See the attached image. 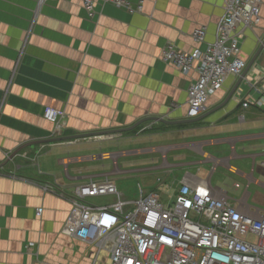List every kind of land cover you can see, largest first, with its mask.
I'll use <instances>...</instances> for the list:
<instances>
[{
    "label": "crops",
    "instance_id": "obj_1",
    "mask_svg": "<svg viewBox=\"0 0 264 264\" xmlns=\"http://www.w3.org/2000/svg\"><path fill=\"white\" fill-rule=\"evenodd\" d=\"M223 15L224 0H144L143 13L134 15L99 1L94 18L79 0H0V264L109 263V256L96 261L95 247L65 233L73 206L44 191L49 182L70 194L109 178L125 198L144 191L164 200L187 178L253 209L247 196L253 185H264V112L244 109L241 100L260 95L252 85L264 86V53L230 102L215 110L242 76L229 77L195 123L148 122L106 139L48 141L151 117L187 120L198 71L183 75L163 62V50L173 43L192 52L201 27L214 42ZM263 31L264 5L261 25L244 32L241 57L248 63ZM48 107L65 114L58 136L44 117ZM105 142L113 143L111 150L103 151Z\"/></svg>",
    "mask_w": 264,
    "mask_h": 264
},
{
    "label": "built area",
    "instance_id": "obj_2",
    "mask_svg": "<svg viewBox=\"0 0 264 264\" xmlns=\"http://www.w3.org/2000/svg\"><path fill=\"white\" fill-rule=\"evenodd\" d=\"M99 1L133 15L144 11V0H79L91 18L97 15ZM263 5L264 0H224L214 42H207L208 29L201 27L193 33L197 47L192 52L166 45L163 62L183 75L199 74L188 91L187 119L204 115L210 98L229 77H241L247 69L249 63L241 57L244 32L261 25ZM252 88L260 95H249L241 105L264 112V86L261 91ZM44 117L60 135L65 114L48 107ZM42 189L72 204L65 233L95 247L96 261L107 253L108 264H264V212L240 209L208 183L193 184L184 178L166 200L144 191L138 198H125L109 178L81 184L70 194L59 191L56 183H45ZM98 198L107 201L91 203ZM42 214L43 209H38L37 217ZM33 247L34 243L28 245Z\"/></svg>",
    "mask_w": 264,
    "mask_h": 264
},
{
    "label": "water",
    "instance_id": "obj_3",
    "mask_svg": "<svg viewBox=\"0 0 264 264\" xmlns=\"http://www.w3.org/2000/svg\"><path fill=\"white\" fill-rule=\"evenodd\" d=\"M263 53H264V40L262 41V44L258 48V50H257L256 54L254 55V57L250 60L247 69L243 73L242 77L239 79V81L236 84V86L230 92V94L228 95V97L226 98L224 103L222 105H220V107L216 108L215 110L223 108L224 106H226L230 102V100L235 95L236 91L238 90L239 86L241 85V83L245 79V77L248 74V72L253 68V66L256 64V62L258 61V59L261 57V55ZM200 118L201 117L196 118V119H187V120H184V121H172V120H169V119L163 118V117H151V118L143 119V120L139 121L137 124H135L134 126L129 127V128H122V129H118V130L109 131V132H106V133L99 132V133L81 134V135H73V136H64V137H58L56 139H51V140H48V141L49 142H62V141H69V140H78V139L98 137V136L111 134V133L120 134V133L133 131V130L137 129L138 127H140L141 125L146 124L148 122H158V123H162V124H165V125H168V126H179V125H183V124L195 123V122L199 121ZM43 142H46V141H43ZM33 144H35V143H31L29 145H33ZM25 147L26 146L19 147L16 151H14L13 154L10 156L9 160H12L15 156H17L22 150H24Z\"/></svg>",
    "mask_w": 264,
    "mask_h": 264
},
{
    "label": "rangeland",
    "instance_id": "obj_4",
    "mask_svg": "<svg viewBox=\"0 0 264 264\" xmlns=\"http://www.w3.org/2000/svg\"><path fill=\"white\" fill-rule=\"evenodd\" d=\"M260 41H259V46L258 48L260 47V45L262 44V41L264 40V31L263 33L261 34V37H260ZM101 138V139H106V138H109V135H102V136H98V138ZM113 145V143L111 142H105L102 144V147L104 148L103 151H106V150H111L110 146ZM106 163V162H105ZM109 163V162H107ZM264 181V180H263ZM250 195L247 196V201H248V204L251 205L253 207L252 210H256L255 208H257L258 210L264 212V185H253L252 189L250 190ZM243 191H239V193L237 194L238 197H242L243 196ZM170 195V194H168ZM166 200V199H164ZM107 199H103V198H98V199H94L92 200V204H103L104 202H106ZM88 249H89V245H85ZM95 252L97 253V250H95ZM104 255V256H103ZM102 256V259L103 260H108V254L107 253H104ZM101 258V257H100Z\"/></svg>",
    "mask_w": 264,
    "mask_h": 264
}]
</instances>
